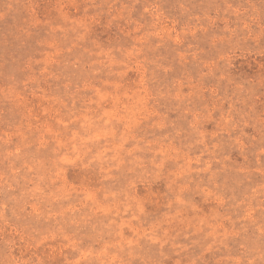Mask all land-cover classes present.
<instances>
[{
    "label": "rangeland",
    "instance_id": "rangeland-1",
    "mask_svg": "<svg viewBox=\"0 0 264 264\" xmlns=\"http://www.w3.org/2000/svg\"><path fill=\"white\" fill-rule=\"evenodd\" d=\"M0 264H264V0H0Z\"/></svg>",
    "mask_w": 264,
    "mask_h": 264
}]
</instances>
